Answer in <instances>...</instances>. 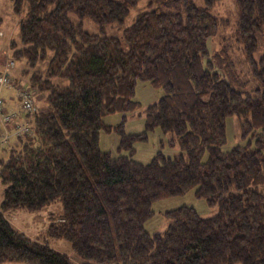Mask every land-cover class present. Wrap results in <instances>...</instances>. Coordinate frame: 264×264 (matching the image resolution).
<instances>
[{
  "label": "trees",
  "instance_id": "obj_1",
  "mask_svg": "<svg viewBox=\"0 0 264 264\" xmlns=\"http://www.w3.org/2000/svg\"><path fill=\"white\" fill-rule=\"evenodd\" d=\"M26 1L21 45L12 40L10 57L26 61L29 88L45 94L47 104L24 114L29 130L0 157V263L264 264V57L254 56L264 36V0H235L234 43L222 36L214 54L208 39L228 25L213 13L219 0H149L123 30L127 49L120 37L92 34L69 14L101 27L124 24L141 0ZM15 9L21 11L18 0ZM50 53L46 69H36ZM137 79L164 89L146 109V128L178 134L183 153L175 158L158 153L145 165L100 149L102 129L120 131L132 152L135 139L147 138L103 120L137 106ZM232 114L243 118L249 139L223 150ZM194 186L218 207L215 215L182 206L166 212L163 232L145 229L154 200ZM57 199L63 213L51 216L48 234L70 241L79 262L6 217L13 208L39 210Z\"/></svg>",
  "mask_w": 264,
  "mask_h": 264
},
{
  "label": "rangeland",
  "instance_id": "obj_2",
  "mask_svg": "<svg viewBox=\"0 0 264 264\" xmlns=\"http://www.w3.org/2000/svg\"><path fill=\"white\" fill-rule=\"evenodd\" d=\"M149 0H141L136 7L131 10L130 15L126 18L124 24L114 23L110 25H105L101 27L95 23L89 17L80 18L74 13H70V18L75 23H82L86 31L92 34L100 35H112L118 36L122 39L123 48L127 49V43L123 39V30L125 26H129L136 16L146 10V4ZM196 5L204 6V0H193ZM21 5V11H16L15 7L17 5V0H0V31L6 34L5 38L8 40L7 47L1 48V51L5 55L6 64L12 62L13 59L10 57V44L12 40L18 41L20 43V33H19V19L28 10L29 4L26 0H18ZM213 13L220 17L226 18L228 20V25L222 27L216 34L212 35L207 42L208 51L214 54L220 48V44L224 42L222 36H225L228 40H235V26H237L238 14L237 6L235 0H219L214 8ZM4 36V35H3ZM227 40V41H228ZM237 44V43H236ZM238 46V45H237ZM1 47V45H0ZM5 50V51H4ZM239 53V50H236ZM52 53L46 61L40 63L36 69L45 70L48 61ZM255 59L259 60L264 57V36L259 35V47L254 53ZM238 63L241 59L237 54L235 57ZM15 61V60H14ZM13 67H8L14 69V81L19 83V85L30 90L35 97V105L37 110L46 107L45 94L44 96L29 88V75L24 73V69L28 68L26 61L20 60L15 61ZM61 83H65L64 80H59ZM255 81H251L248 90L251 87H255ZM6 87V86H5ZM19 89V88H18ZM20 90V89H19ZM164 89L162 87H155L149 81L137 79L135 83V90L133 95V100L137 102L136 107H130L125 110H116L114 112L105 114L103 120L106 125L115 128L123 123V130L128 135H136L141 133H146V139H135L132 142V147L134 151L132 152L127 143L122 142V133L120 131L112 129L107 131L106 129L100 130L99 134V146L103 152L111 153L112 157L117 158L121 155L130 156L134 161L141 164H149L153 158L158 154L162 153L166 157L175 158L177 155L183 153L181 148V141L178 134L174 130L165 131L161 127H154L153 129H147V114L146 109L158 102L160 98L164 95ZM40 95L42 99L38 100L36 97ZM5 101V99H4ZM6 106V102H5ZM6 108V107H5ZM7 110V109H6ZM14 111L18 116L22 114L21 112V99L19 97V110ZM26 114V113H25ZM29 114H34V112H29ZM16 120V118L14 119ZM25 124L29 123L30 119L25 118ZM243 118L239 115L232 114L226 118L225 121V132L226 141L222 146L223 150H229L236 145H244L247 143L249 138H244L243 133ZM14 123V122H13ZM1 140V139H0ZM9 140L5 143H0V157H7L9 153L10 146H12ZM209 153L206 151L203 155V160L208 158ZM197 187L194 186L187 192L179 195H172L156 199L151 204V209L153 215L148 218L145 223V229L153 234L156 232H163L167 227L166 212L180 208L182 206L193 207L196 211L203 217H210L218 212V207L216 205H210L206 198L198 197L196 195ZM3 197V185L0 181V202ZM63 213V205L60 199L46 204L43 208L39 210H28L26 208H13L6 212V217L8 220L19 230L25 232L28 236L37 239L39 241H47L56 250L67 254L73 261L79 262V256L74 251L70 241L65 238H54L50 237L48 234V227L51 223V216H59ZM0 264H26L23 262H12L6 261ZM241 264V263H237Z\"/></svg>",
  "mask_w": 264,
  "mask_h": 264
},
{
  "label": "built area",
  "instance_id": "obj_3",
  "mask_svg": "<svg viewBox=\"0 0 264 264\" xmlns=\"http://www.w3.org/2000/svg\"><path fill=\"white\" fill-rule=\"evenodd\" d=\"M15 64L14 61H10L7 66L13 67ZM11 84V78L6 74L0 75V128L4 129V135L2 136L0 143H5L10 138V126L13 125L14 119L18 117V115L12 110H6L5 101L2 96V89L5 86ZM19 96L21 99V112L29 113L35 112L37 110V106L35 105V98L32 92L25 88H20ZM20 129L18 135H22L24 132L29 130L28 123L24 124V126L18 127Z\"/></svg>",
  "mask_w": 264,
  "mask_h": 264
},
{
  "label": "crops",
  "instance_id": "obj_4",
  "mask_svg": "<svg viewBox=\"0 0 264 264\" xmlns=\"http://www.w3.org/2000/svg\"><path fill=\"white\" fill-rule=\"evenodd\" d=\"M5 36H6V34H4V36H0V45H1V47H0V73H3V72L8 73L12 77V79L14 80V73H15L14 69L15 68L10 69L6 66V62H4L5 58L3 57L5 55V52L3 53L1 51V48L5 49L7 47L8 40H6ZM19 86H20L19 83L13 81V83L11 85L3 88L2 96L5 99V102H6L5 107L7 110H10V109H14L15 111L19 110V95H18ZM41 97L42 96H40V95H38L36 97L37 103H38L39 99H42ZM25 118H26V116H24L23 114H20V116H18L16 118V120H14L13 125L10 126L9 130L11 133V138H10L9 142L11 141L12 145L17 143V135L20 131V129L18 127L24 126L25 121H26ZM3 133H4V129L0 128V138L3 135Z\"/></svg>",
  "mask_w": 264,
  "mask_h": 264
},
{
  "label": "bare ground",
  "instance_id": "obj_5",
  "mask_svg": "<svg viewBox=\"0 0 264 264\" xmlns=\"http://www.w3.org/2000/svg\"><path fill=\"white\" fill-rule=\"evenodd\" d=\"M1 74V73H0Z\"/></svg>",
  "mask_w": 264,
  "mask_h": 264
}]
</instances>
